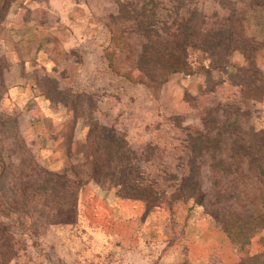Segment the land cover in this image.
<instances>
[{
	"label": "rangeland",
	"instance_id": "1",
	"mask_svg": "<svg viewBox=\"0 0 264 264\" xmlns=\"http://www.w3.org/2000/svg\"><path fill=\"white\" fill-rule=\"evenodd\" d=\"M191 1L200 13L197 45L184 53L192 73L171 75L157 94L132 69L128 52L142 42L129 33L133 8L148 13L155 2L165 26L178 8L185 24L188 0L180 8L178 0H0V264H240L264 254V229L236 245L219 204L147 210L88 174V148L106 136L124 141L139 175L159 189L188 172L189 133L218 144L230 119L246 142L264 141V0ZM208 35L209 52L201 50ZM90 124L100 137L88 136ZM227 142L221 135L218 145ZM228 148L201 156L210 157L200 168L213 192L233 181L215 163L229 162Z\"/></svg>",
	"mask_w": 264,
	"mask_h": 264
},
{
	"label": "trees",
	"instance_id": "2",
	"mask_svg": "<svg viewBox=\"0 0 264 264\" xmlns=\"http://www.w3.org/2000/svg\"><path fill=\"white\" fill-rule=\"evenodd\" d=\"M188 2L190 3L186 7L188 17L185 24L182 21L184 17L178 16L179 9L177 8L176 12L170 10L167 15V17H172L170 26H165L162 16L156 15L155 2L151 3L153 10L148 13H145L146 10L143 6L139 11L133 8L132 15L136 19V25L129 28V33H137L142 42L138 45L137 52L133 49L128 52L131 58L136 57L132 69H136L138 72L139 83L157 94L171 75L180 72L188 75L192 73L186 63L184 53L188 43L191 46L194 45L193 42L196 40L198 32L192 24L200 18V13L195 12L196 10L192 8L191 0ZM221 34L223 35L224 31ZM116 37L117 40L122 41L121 34ZM209 37L210 35L201 39V50L210 51L213 43L210 41L212 38ZM197 49L200 50L199 47ZM111 56H114V52H107L108 59L111 60ZM257 72L258 70H255L254 74L256 75L253 78L256 81L259 80ZM124 75L126 79H129L131 73ZM251 78L252 76H249V80ZM262 83L263 80H260L259 85ZM52 93L58 97L57 92ZM48 96L51 97V92L48 93ZM34 104L35 102L29 100L26 104L27 109L30 110ZM235 121L228 119L217 130L218 144L221 135L227 136L229 142L224 143L225 145L219 146L205 133H189L185 146L186 154H189L186 162V167L189 170L181 178L172 175L171 179L175 180L172 182L175 183L171 184V182V185L162 189L158 188L153 179L148 180L139 175L138 165L130 162V157L133 154L130 153V149L125 148L124 141L118 139L117 136H106L103 138L106 142L98 140L94 146L87 147L92 156V159L86 162L90 170L88 174L90 178L99 183L119 186L120 189L117 192L123 197L143 200L147 210L158 207L162 203L171 204L176 201L191 203V210L197 206L209 209L211 206L219 204L215 212L220 215L219 220L224 233L236 245H246L251 237L264 229V141H261L258 135L246 142L241 138L240 128L236 126ZM212 129L215 131L216 127ZM93 132V126L90 124L88 136L91 138L100 137ZM228 146L231 147L229 154H226L231 158L229 162L223 157L221 162L218 160L215 163L218 166L222 164L229 174H234L233 181L227 186L226 191L221 189L220 192H213L205 185L204 180L207 174L202 173L203 170L200 168L207 163L210 157L201 158V156L209 151L212 152V149L219 150V147L228 150ZM209 177L214 180V183L220 182L221 179L212 174ZM168 178L170 179V176L166 177L164 181L169 182ZM245 205H247L245 215H241ZM240 264H264V254L248 257Z\"/></svg>",
	"mask_w": 264,
	"mask_h": 264
}]
</instances>
